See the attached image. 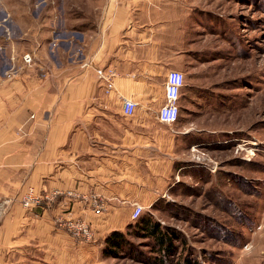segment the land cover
<instances>
[{
	"label": "crops",
	"instance_id": "obj_1",
	"mask_svg": "<svg viewBox=\"0 0 264 264\" xmlns=\"http://www.w3.org/2000/svg\"><path fill=\"white\" fill-rule=\"evenodd\" d=\"M62 2L26 13L35 24L16 21L17 38L0 36V264H103L106 238L126 231L134 205L149 209L168 194L184 155L177 124L192 92H182L178 123L158 120L168 74L184 59L178 8ZM110 71L115 89L106 95L100 73ZM122 98L138 104L134 115L124 114ZM29 188L53 201L23 208ZM70 217L91 224L92 241L60 227Z\"/></svg>",
	"mask_w": 264,
	"mask_h": 264
},
{
	"label": "rangeland",
	"instance_id": "obj_2",
	"mask_svg": "<svg viewBox=\"0 0 264 264\" xmlns=\"http://www.w3.org/2000/svg\"><path fill=\"white\" fill-rule=\"evenodd\" d=\"M62 1L0 0V36L17 38L16 21L35 24L26 13ZM161 1L181 15L179 71L192 93L175 185L143 215L176 233L174 263L264 264V0ZM128 232L132 245L103 264H154L152 241Z\"/></svg>",
	"mask_w": 264,
	"mask_h": 264
},
{
	"label": "built area",
	"instance_id": "obj_3",
	"mask_svg": "<svg viewBox=\"0 0 264 264\" xmlns=\"http://www.w3.org/2000/svg\"><path fill=\"white\" fill-rule=\"evenodd\" d=\"M23 62L26 66H33L35 64V56L32 53H27L23 56ZM44 74H47V68H42ZM16 75V71L12 74H7V78H12ZM116 77L115 71H110L106 74L100 73V78L106 83V95H109L114 89V78ZM186 86V75L179 70H171L168 74L166 81V103L160 108L158 112V120L161 123L174 125L178 123L181 117V108L179 105L182 90ZM123 111L126 116L134 115L137 109V103L128 98H122ZM51 196H39L33 190L29 188L27 192L22 195L21 205L27 210H32L35 207H39L45 200L53 201ZM145 208L142 205H134L131 213V220L136 221L144 214ZM94 212L96 215L102 214V205L96 204L94 206ZM60 227L66 229L72 237L78 241L89 242L94 238V232L90 223L85 220H79L70 217L69 219L60 220Z\"/></svg>",
	"mask_w": 264,
	"mask_h": 264
},
{
	"label": "trees",
	"instance_id": "obj_4",
	"mask_svg": "<svg viewBox=\"0 0 264 264\" xmlns=\"http://www.w3.org/2000/svg\"><path fill=\"white\" fill-rule=\"evenodd\" d=\"M158 205L157 202L154 207L157 208ZM131 230L132 233L134 230L136 235H141L139 237L152 241V251L158 255L152 261L154 264H177V262L174 263L173 261L176 252V233L171 229L162 226L151 215L147 214L142 215L136 221L131 220L126 231H113L105 240V248L103 250L104 256L107 258H118L120 256V251L124 250L125 247L132 245L129 240L131 235L128 234V231ZM128 255H131L140 261H144L145 259L144 254L137 251H132V253H129ZM178 264L197 263L196 261L192 262L189 257H184L182 261L178 262Z\"/></svg>",
	"mask_w": 264,
	"mask_h": 264
}]
</instances>
